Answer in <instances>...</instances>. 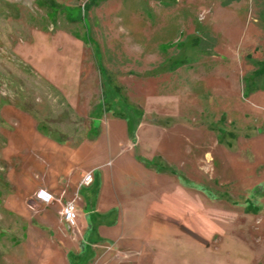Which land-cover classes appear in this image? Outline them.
I'll use <instances>...</instances> for the list:
<instances>
[{
  "label": "rangeland",
  "instance_id": "374dc122",
  "mask_svg": "<svg viewBox=\"0 0 264 264\" xmlns=\"http://www.w3.org/2000/svg\"><path fill=\"white\" fill-rule=\"evenodd\" d=\"M53 1L0 0V264L65 253L22 209L31 172L6 182L13 155L45 160L36 130L75 144L112 114L131 134L139 121L135 154L187 178L166 192L171 213H148L162 225L144 264H264V88L245 80L264 62V0ZM218 130L235 134L230 148ZM129 171L137 190L175 180Z\"/></svg>",
  "mask_w": 264,
  "mask_h": 264
},
{
  "label": "crops",
  "instance_id": "0c3cea01",
  "mask_svg": "<svg viewBox=\"0 0 264 264\" xmlns=\"http://www.w3.org/2000/svg\"><path fill=\"white\" fill-rule=\"evenodd\" d=\"M34 2L42 4L38 5L40 7L47 6L45 0ZM65 100L69 107H73L70 98ZM88 114L90 118L92 112ZM28 121L30 126L32 121ZM100 122L99 128L95 129L89 120L90 134L75 144L52 136L44 139L36 130V148L46 146L45 160L36 156L26 160L16 154L13 162L4 158L14 163L4 172L8 184L11 174L20 175L25 169L31 172L32 180L35 179L33 190L24 196L26 205L21 208L30 214L33 226L44 228L48 237L57 240L54 243L56 249L65 251L63 256L52 257L51 264H144L156 252V249H150L149 244L160 242L158 235L154 239L149 238L150 229H156L153 233L156 235L162 225L152 222L148 213L151 209L171 213L170 207H165L166 192L168 190L169 196L181 195L182 188L176 179H187L170 169L161 155L135 154V132L139 121L132 134L123 119L114 114L101 117ZM14 137H8L5 144L3 141L2 147L14 146L19 140ZM131 169L143 172L141 174L145 177L154 179L173 175L175 180L164 190L156 185L137 190L133 188L135 175L129 171ZM87 174H90L91 181L86 185L82 179ZM40 188H45L52 195L51 203L45 204L35 198ZM70 200L74 201L76 210V221L72 227L61 216L62 205ZM190 201L197 203L191 197ZM246 210L243 207V211ZM259 210L257 207V212ZM174 224L169 223V228L174 229ZM196 225H191V229Z\"/></svg>",
  "mask_w": 264,
  "mask_h": 264
},
{
  "label": "trees",
  "instance_id": "16d2710c",
  "mask_svg": "<svg viewBox=\"0 0 264 264\" xmlns=\"http://www.w3.org/2000/svg\"><path fill=\"white\" fill-rule=\"evenodd\" d=\"M92 1L94 0H87L88 3ZM45 2L48 7H52L55 9H59L61 7L60 4H57L53 0H45ZM195 43L196 41L193 42V44ZM256 65H257V69L251 72L245 79L247 81L246 88L248 91L259 89L260 87L264 88V62L257 61ZM218 132H219L218 142L221 144H225L227 147H231L232 144L231 142L232 140H234L235 134H233L232 131H224V130L223 131L218 130Z\"/></svg>",
  "mask_w": 264,
  "mask_h": 264
},
{
  "label": "built area",
  "instance_id": "2783aa9c",
  "mask_svg": "<svg viewBox=\"0 0 264 264\" xmlns=\"http://www.w3.org/2000/svg\"><path fill=\"white\" fill-rule=\"evenodd\" d=\"M90 181V174L85 175L82 179V183L86 185L89 184ZM35 198L45 204H49L53 201L52 195L45 188L38 189L35 193ZM61 216L67 225L72 226L75 224L76 210L73 200L67 201L62 205Z\"/></svg>",
  "mask_w": 264,
  "mask_h": 264
}]
</instances>
